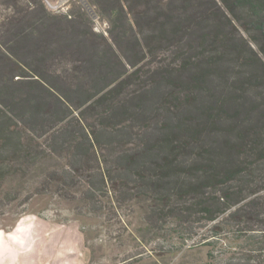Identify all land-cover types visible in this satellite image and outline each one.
<instances>
[{
	"label": "rangeland",
	"instance_id": "374dc122",
	"mask_svg": "<svg viewBox=\"0 0 264 264\" xmlns=\"http://www.w3.org/2000/svg\"><path fill=\"white\" fill-rule=\"evenodd\" d=\"M93 4L104 16L109 6V31ZM7 8L14 16L11 22L0 20V111L11 118L7 122L17 136L45 147L79 134V127L65 129L76 119L96 133L99 143V161L85 175L107 179L103 193L96 182L91 189L102 208L74 207L56 196L30 198L36 183L27 184L21 195L4 192L0 227L10 231L13 220L32 215L56 217L66 223L59 232L75 249L76 264L89 257L90 246L96 249L91 264H155L154 255L157 264H178L193 241L178 250L170 218L154 230L147 208L154 200L143 196L133 173L159 158L139 153L170 132L188 139L184 133L195 129L215 133L261 120L264 11L256 16L235 0H170L164 5L162 0H0V10ZM199 73L203 79L196 86L192 77ZM119 83L122 89L109 103L89 107ZM47 86L62 104L46 92ZM218 109L225 118L206 122V111ZM213 136L202 137V143ZM130 154H136L133 165L126 163ZM11 157L0 151L1 160ZM46 225L44 237L49 227L58 228ZM206 229L197 232L196 240ZM79 232L88 241L86 249L80 247ZM139 255L138 263L124 262Z\"/></svg>",
	"mask_w": 264,
	"mask_h": 264
},
{
	"label": "trees",
	"instance_id": "16d2710c",
	"mask_svg": "<svg viewBox=\"0 0 264 264\" xmlns=\"http://www.w3.org/2000/svg\"><path fill=\"white\" fill-rule=\"evenodd\" d=\"M235 1L256 16L264 11V0ZM13 16L11 8L0 10L1 22H11ZM202 79L203 73H199L192 77V83L197 86ZM32 84L45 91L41 81L34 80ZM121 86L122 83L116 84L89 107L109 103L110 97L119 94ZM53 90L48 87L46 92ZM52 93L55 101L62 104ZM0 112V151L12 153L9 160L0 159V195L9 191L21 195L27 184L36 183L30 198L56 196L74 207L102 208V201L94 199L91 189L97 185L98 192L103 193L106 176L93 178L84 173L99 161L94 131H87L72 119L65 129L79 127V134L48 147L31 145L17 136L18 130L11 129L7 122L11 118L5 111ZM218 113H222L220 109L217 113L207 110L206 122H221L225 117ZM204 130L184 133L188 139H179L173 132L161 135L156 146L139 153L159 161L133 173L137 188L144 191L145 198H153L150 213L154 214L155 205L160 206L156 212L160 224L167 218L172 220L178 250L187 240L193 241L178 264H264V116L259 122L239 128L228 126L215 133ZM211 135H214L211 143H202V137ZM135 155H128V165L135 163L132 160ZM46 165H49L47 174ZM206 227L196 240L197 232Z\"/></svg>",
	"mask_w": 264,
	"mask_h": 264
},
{
	"label": "flooded vegetation",
	"instance_id": "af4514ba",
	"mask_svg": "<svg viewBox=\"0 0 264 264\" xmlns=\"http://www.w3.org/2000/svg\"><path fill=\"white\" fill-rule=\"evenodd\" d=\"M95 10H97V13L99 14L98 17L102 18L107 26L106 31H109V6L106 7V9L108 10V15L104 16L102 10L96 6V4H93ZM106 13V12H105ZM90 30L93 31V27L90 25ZM95 31V30H94ZM147 208L150 209L152 206L151 205H147ZM160 210V206L155 205L154 206V214H153V219H154V230L158 231V225L160 224V218L158 216V214H156V212H158ZM36 217L35 215H32L31 217H21L19 219L13 220V225L10 229V231H5V229L3 227H0V232H5V233H14L15 236H18V238L16 237L15 239L10 240V247H6L3 246V244L0 243V264H9L11 262L12 264V260L14 262V260H16L17 264H30L29 263V259L26 255L27 253V249L26 245L28 246V244L30 243L29 239H27V235L28 232H38V227L35 226L34 222H33V218ZM148 217L150 218L151 215L149 214ZM31 218V219H30ZM38 219V217H36ZM39 219L47 224H51L52 226H57L58 228L56 229V227H49V230H52L51 233H47V236L44 237L41 245L39 246L40 248H43L44 246H46L47 244H49L52 240H53V236H55V238H57V242H58V247L60 248V245H62V243H66V235L65 233H60L59 230H61L60 228H62L63 226L61 225H66L65 222H63L62 220H60L59 218H53V219H45V218H40ZM46 230V229H45ZM80 235L82 234V240L83 243L81 242V249L83 248H87L86 244H88V241L86 239H83V233L79 232ZM54 238V239H55ZM10 249L7 250V249ZM96 249L92 248L90 246V255L87 259H83L80 261V264H91L92 263V259H93V254L94 251ZM9 251L10 254H7L6 252ZM154 252L156 253V250H154ZM138 258H140L142 260V256L139 255V257L135 256V257H128L124 262L128 263V262H132L135 259L137 260ZM38 260H40V256L37 258ZM9 260V261H8ZM44 259L41 260V262H38V264H45ZM140 260L138 259L136 262L138 263ZM153 262L155 264H157V260H156V255H154V260ZM37 264V263H36Z\"/></svg>",
	"mask_w": 264,
	"mask_h": 264
},
{
	"label": "water",
	"instance_id": "95a60500",
	"mask_svg": "<svg viewBox=\"0 0 264 264\" xmlns=\"http://www.w3.org/2000/svg\"><path fill=\"white\" fill-rule=\"evenodd\" d=\"M170 0H162V4L168 3ZM33 222L35 226L38 227V232H30L27 235V239H29L30 243L27 249V257L29 259L30 264H36L37 258L46 260L47 264H76L77 253L74 248L69 246L66 243H62L60 248L58 247V242L56 239L52 240L49 244L40 248L43 239H44V231L47 227L46 223L34 217ZM15 264V261L13 262Z\"/></svg>",
	"mask_w": 264,
	"mask_h": 264
},
{
	"label": "crops",
	"instance_id": "0c3cea01",
	"mask_svg": "<svg viewBox=\"0 0 264 264\" xmlns=\"http://www.w3.org/2000/svg\"><path fill=\"white\" fill-rule=\"evenodd\" d=\"M29 233V232H28ZM18 238V236H15L14 233H5V232H0V243L3 244V246H6V247H10V240L12 239H15V238ZM7 250L10 251V249L8 248ZM9 251H5L7 254H10ZM9 261V260H8ZM15 261V264H17L16 260ZM11 264V262L9 263ZM12 264L13 263V260H12Z\"/></svg>",
	"mask_w": 264,
	"mask_h": 264
}]
</instances>
